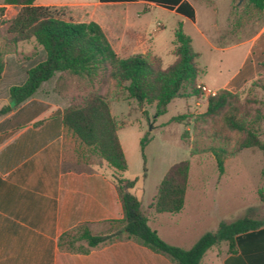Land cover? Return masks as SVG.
<instances>
[{"label":"trees","instance_id":"obj_1","mask_svg":"<svg viewBox=\"0 0 264 264\" xmlns=\"http://www.w3.org/2000/svg\"><path fill=\"white\" fill-rule=\"evenodd\" d=\"M101 3L146 1L175 11L191 20L196 19L195 7L188 0H99ZM35 0H4L0 6V78L5 66V55L16 52L20 42L35 41L46 52L44 61L28 69L23 85L10 88L14 106L0 108V118L14 107L30 98L40 85L56 72L76 75L93 85L103 79L113 81L122 88L128 100L155 106V114L161 116L175 99H199L204 96L198 87L202 70L198 65L200 54L193 48L192 37L179 22L174 31L175 61L163 65L160 56L150 53L120 56L113 47L107 32L94 18L74 13L68 6H36ZM8 5L19 6L17 13L6 19ZM253 12L264 15V0H247L244 15ZM7 24L6 28H2ZM2 35V37H1ZM264 92V77L260 76L246 86ZM241 89V90H242ZM219 89L207 97V107L199 117L220 133L226 143L230 133L241 135L235 148L212 147L219 171H224L225 157L246 148L256 147L263 151L264 139L256 126L262 113L252 104L253 95ZM186 114L175 115L170 122H182ZM63 124L76 138L77 161L89 168L102 170L115 183L123 205L124 216L109 223L113 226L106 233H94L88 223H82L65 231L59 237L61 250L87 254L92 249L114 240L130 239L154 252L168 257L174 264H201L208 249L223 241L228 243V252L237 251L240 237L264 227V223L245 215L231 222H221L218 229L202 235L190 248L184 249L163 240L149 224V213H178L185 206L189 183L190 160L171 165L160 181L157 193L144 210L142 201L133 193L137 179L125 176L128 162L122 148L118 131L127 124L111 112L110 99L99 90L90 89L71 98L64 110ZM148 142L142 137V150ZM197 152L190 151L193 156Z\"/></svg>","mask_w":264,"mask_h":264},{"label":"crops","instance_id":"obj_2","mask_svg":"<svg viewBox=\"0 0 264 264\" xmlns=\"http://www.w3.org/2000/svg\"><path fill=\"white\" fill-rule=\"evenodd\" d=\"M205 1L213 4V0ZM138 2L149 5L150 9L158 6ZM97 3L101 2L97 0ZM89 4L90 0L34 2L36 6ZM1 5L4 0H0ZM18 8L8 5L7 11H14L7 19H11ZM180 22L185 25L184 20ZM206 40L213 49L227 52L229 56L241 49L242 58L238 67L225 77L214 82L199 79L198 85L204 84L215 91L237 92L252 80L264 77V22L254 34L228 45L216 46ZM45 58V50L33 40L20 42L16 52L5 55L0 78V108L12 106L10 88L23 85L28 69ZM77 83L76 75L56 72L30 98L0 118V264H174L165 255L130 239L114 240L87 254L60 249L59 237L72 227L88 223L94 233H106L113 227L110 221L124 216L115 183L102 170L78 163L76 138L64 127V110L80 91ZM195 100L190 98L185 102L194 104ZM112 103L114 101H110L113 116L121 119L113 113ZM205 105L207 107V102ZM132 124L118 131L128 169L127 150L134 149L135 142H131L130 132L125 129ZM137 136L141 140L142 133L138 132ZM70 157H75V165L68 164ZM132 191L137 195L135 189ZM156 193L147 205L140 199L144 210L149 209ZM202 194L189 192L188 184L185 206L174 215L183 213L187 205L200 207ZM174 215L150 212L149 224L167 243L184 248L182 237L187 228L180 227ZM172 224L179 227L181 235L170 234L167 228ZM201 264H264V227L242 235L235 253L219 248L210 253L207 250Z\"/></svg>","mask_w":264,"mask_h":264},{"label":"rangeland","instance_id":"obj_3","mask_svg":"<svg viewBox=\"0 0 264 264\" xmlns=\"http://www.w3.org/2000/svg\"><path fill=\"white\" fill-rule=\"evenodd\" d=\"M190 2L196 10L195 21L159 6L150 9L149 5L138 1L97 3V0H90L86 6H58L74 8V13L96 19L120 56L160 55L163 65H169L175 59L174 31L184 20L183 29L192 37L194 50L200 53L198 65L203 73L199 79L214 82L238 67L242 53L239 49L235 55L229 56L227 52L213 49L206 39L216 46L228 45L254 34L263 24L264 15L255 12L244 15L247 0H213V4L205 0ZM13 11H7L6 19ZM77 80L80 90L85 93L90 89L101 91L110 101H114L113 113L127 125L133 123L125 129V132H130L131 142H135L134 149L127 148L129 169L125 176L137 179L134 189L144 204L147 205L156 193L160 179L171 165L190 160L189 192L203 193V197L200 207L187 205L180 215L173 214L180 221V227L187 228L182 237L184 249H190L205 233L216 231L221 222H231L249 215L264 223L263 151L252 147L229 153L221 173L211 148L226 147L231 152L241 135L230 133L231 138L226 143L211 123L200 119L199 116L206 110V94L196 99L194 104L185 102V99H176L170 103L165 114L157 116L154 105L128 100L125 91L113 81L98 79L91 85L85 79L77 77ZM248 87L237 92L244 93L243 98L246 94L255 97L256 101L251 106L254 115L255 108L262 113L256 126L264 139V92L259 88L250 91ZM179 114H186L187 117L182 122H170L173 116ZM138 132L148 138L144 150ZM192 149L197 152L193 156L190 155ZM73 159L75 157H70L69 165H75ZM169 226L167 230L170 234L181 235L179 227L173 224ZM217 248L228 250L229 246L223 241L208 249V253Z\"/></svg>","mask_w":264,"mask_h":264},{"label":"built area","instance_id":"obj_4","mask_svg":"<svg viewBox=\"0 0 264 264\" xmlns=\"http://www.w3.org/2000/svg\"><path fill=\"white\" fill-rule=\"evenodd\" d=\"M198 87L202 90L203 94H206L207 96L216 94L215 90H212L211 88H209L204 84L198 85Z\"/></svg>","mask_w":264,"mask_h":264},{"label":"water","instance_id":"obj_5","mask_svg":"<svg viewBox=\"0 0 264 264\" xmlns=\"http://www.w3.org/2000/svg\"><path fill=\"white\" fill-rule=\"evenodd\" d=\"M11 104H12V106H14V102H13V101H12V103H11Z\"/></svg>","mask_w":264,"mask_h":264}]
</instances>
